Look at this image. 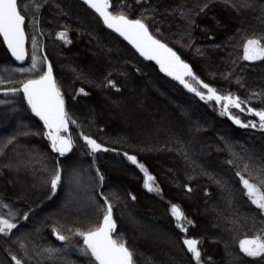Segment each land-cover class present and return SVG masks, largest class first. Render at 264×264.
<instances>
[{
	"label": "trees",
	"instance_id": "trees-1",
	"mask_svg": "<svg viewBox=\"0 0 264 264\" xmlns=\"http://www.w3.org/2000/svg\"><path fill=\"white\" fill-rule=\"evenodd\" d=\"M32 3L18 0L22 9ZM112 4L125 5L122 10L130 19L141 18L143 12L152 34L173 48L199 80L221 95L231 93L248 101L243 105L245 112L230 108L232 115L245 123L258 122L246 109L249 105L264 109V60L249 61L243 56L247 39H260L264 44V0H112ZM249 4L252 6H246ZM233 10L241 12V17L234 16ZM32 12L39 23L34 25L29 14L25 24L28 43L35 35L40 53L53 64L65 109L76 121L70 128L115 151L93 156L88 146L75 145L72 153L59 157L46 136L35 134L45 130L43 122L31 112L23 95L4 94L5 89L20 85L0 87V101H4L0 103V215L8 217L9 209L3 207L7 204L17 223L8 236L0 234V264H15L12 256L23 264H67L45 261L38 254L43 246L57 243L53 217L95 227L102 222L101 192L113 203L114 236L122 237L134 252V264H197L183 243L185 239L199 241L200 264H264V258L248 257L239 248L245 238L264 237V211L251 203L236 175L241 172L251 182H259L257 173L249 176L242 167L243 163L264 167V130L242 128L221 115L220 104L201 100L161 71L155 60L141 55L108 28L83 0H47ZM152 16L154 19H147ZM189 16L194 20L191 40L183 33ZM65 26L70 44L56 36ZM92 51L100 57L101 66L95 69L90 62ZM19 64L23 62L12 58L0 36V67ZM109 80L116 87H110ZM80 88L87 95L79 93ZM141 88L145 89L144 108L138 109L135 103ZM111 101L133 119L132 129L100 118L98 107ZM100 111L106 117L105 111ZM3 113L10 119L6 124ZM12 137L13 142L7 143ZM226 142L234 152L254 159H233ZM125 152L136 156L154 177L153 191L146 186V173L124 156ZM57 160L63 171L53 193L50 179ZM87 165L99 168L104 175L103 184L95 190H86L81 180ZM73 169L79 171L80 179L70 183ZM117 169L125 175L112 173ZM218 179L224 184H217ZM173 204L193 221L185 225L187 233L176 226ZM25 213L27 220L23 219ZM138 228L147 238L151 233L164 244L151 247L150 240L137 238Z\"/></svg>",
	"mask_w": 264,
	"mask_h": 264
},
{
	"label": "snow or ice",
	"instance_id": "snow-or-ice-1",
	"mask_svg": "<svg viewBox=\"0 0 264 264\" xmlns=\"http://www.w3.org/2000/svg\"><path fill=\"white\" fill-rule=\"evenodd\" d=\"M46 2L47 0H33L31 5L24 4L22 9L21 4H18V0H0V35L3 36V40L11 51L12 56L18 61H25L29 56L28 49L26 48V42L29 39L25 31L26 19L29 17V14H31L30 18L33 24H38L39 21L35 13L32 12V9L35 8L38 11ZM136 2L140 3V0H136ZM84 3L102 18L103 23L107 25L108 28L113 29L134 45L141 55L150 60H155L159 64L161 71L180 81V83L191 92L199 96L201 100L206 102L214 101L220 104L221 115L229 116L236 125L242 128H259L260 130H264V109L258 110L250 105L246 109L248 114L258 117V122L249 121L245 123L238 116L232 115L230 108L245 112V107H243V105L248 104V101L241 100L239 96H233L231 93L221 95L217 92L216 88L199 80L192 72L191 66L182 60L173 48L169 47L168 44L163 43L152 34L149 30L148 23L145 22L143 12L141 18L130 19L122 10L125 5L117 4L114 6L112 0H84ZM246 6L251 7L252 5L249 4ZM127 7L131 6L127 5ZM206 7L207 4L203 5L201 11ZM144 11L146 12L147 9ZM180 14L181 16H185L183 10H180ZM147 19H154V16L147 17ZM187 19L189 22L184 28L183 33L191 40L190 29L194 24V20H192L190 16L187 17ZM156 31L159 32V29L157 28ZM40 35H43V33H40ZM56 36L65 43H71L67 26H65L64 31L56 33ZM181 39H183V35ZM32 45L33 50L30 67H21L15 69V71L24 75L35 74L37 78H29L23 81L20 87L14 86L7 88L4 90V94L8 95L11 93L13 95H23L31 112L43 122V128L45 130L35 134L46 136L47 140L50 142L51 149L57 153L59 157H66L69 153L73 152L75 146V141L70 131V125L75 124L76 121L68 116L65 109L64 95L58 87L56 77L53 74V64L51 61L47 60L46 54L39 57L37 56V41L35 35L32 37ZM197 51H199V49H197ZM243 58L249 61L264 60V44L261 43L260 39H247L244 46ZM185 77L196 80L197 83L202 85L203 89L206 90V93L204 91H198L196 87L188 83ZM108 85L113 88L116 87L115 82L111 80H109ZM79 93L87 95L84 88H80ZM0 103H4V101H0ZM77 127H79V125H77ZM79 136L83 139L86 146L91 149L93 156L97 152L115 151V149L104 147L101 143H98L96 139L84 135L83 132H80ZM14 139L15 137H12L7 143H12ZM226 148L235 160L243 162L245 159H254L251 156L245 157L234 152L233 146L227 144V142ZM182 154L185 156L186 160L189 159L187 153ZM124 156L133 164L138 165V167L146 173V186L149 191H153L154 188L152 184L154 182V177L147 174V169H145L143 164L139 163L136 156H130L127 152L124 153ZM56 163L57 166L53 169V175L50 179L53 193H55L58 184L61 182V173L63 171L59 167L58 160ZM228 163L231 164L232 160H229ZM242 170L248 173L249 176H251L253 172L257 173L258 183H253L250 179H246L241 172H237L236 175L239 177L243 188L246 190L251 203L261 211H264V167L252 168L250 164L243 163ZM95 171L98 177L96 183L98 186L102 185L104 182V175L100 172L99 168H96ZM79 175V171L73 169L69 177V182H76ZM216 183L223 185L224 181L218 179ZM225 190H227L226 185ZM188 191H191L190 187ZM99 195L103 197L104 201L102 222L98 223L93 228H89L87 231L80 230L79 228L70 229L67 228L66 225H59V227L53 228V234L56 236L57 240L65 243H70V236L62 234V231L69 232L71 236L82 238L83 247L80 251L83 255L92 258L91 264H134V252L129 249L126 241H124L122 237L114 236L117 224L113 218V203L109 201L107 196H104L103 192L99 193ZM131 198L133 200L136 199L135 196ZM3 207L9 210L7 218L4 215H0V234L8 236L12 233L13 229L17 228V223L13 222L15 213L12 212L9 206L4 204ZM171 213L175 218L176 226L183 233H187L188 228L185 225H191L193 221L187 219L178 205H171ZM23 219H28L27 213L23 215ZM233 223H238V221L234 220ZM183 243L187 246V251L192 254L197 264H200L201 251L198 247L199 241L196 239H185ZM20 247L23 249L25 245L21 242ZM239 248L248 257L264 258V237L256 236L251 239L245 238L239 242ZM42 251L49 256H53L60 250L48 247L44 248ZM12 260L15 261V264H23L16 256H12Z\"/></svg>",
	"mask_w": 264,
	"mask_h": 264
},
{
	"label": "rangeland",
	"instance_id": "rangeland-1",
	"mask_svg": "<svg viewBox=\"0 0 264 264\" xmlns=\"http://www.w3.org/2000/svg\"><path fill=\"white\" fill-rule=\"evenodd\" d=\"M225 8H222V10H224ZM233 14L234 16L236 17H241V12L239 11H235L233 10ZM36 38V37H35ZM37 41V40H36ZM28 52H29V56L28 58L25 60V61H21L23 62V64H19V65H13L12 67L14 68H1L0 67V87H3V86H10V85H16V84H19L21 86L22 82L23 81H26L27 79L29 78H37V76L35 74H27V75H24V74H20L19 72H16L15 69H18V68H28L30 67L31 65V55H32V50H33V45H32V38L30 39L29 43H28ZM92 58H91V63H94V69L97 68V65L99 63V56L98 54L96 53L95 54V51L93 52L92 51ZM42 54L40 53L39 51V48H38V45H37V56H41ZM48 60V59H47ZM49 61V60H48ZM101 65H98V67H100ZM92 72V70H90ZM185 79L188 81V83L192 84L194 87L197 88L198 91H204L206 93V90L203 89L202 85H200L199 83H197L196 80H193L189 77H185ZM1 82H4V83H1ZM145 94V89L144 88H141L138 92V96H139V100L137 103H135V105L141 109L144 108V104H142L143 102V99H142V96ZM142 105V106H141ZM99 108V111H98V115L100 116L101 119H109L108 121V124H110V122H114V123H118L122 128H131L133 127V122L132 121L133 119H131L130 116H128L126 114V110H122L121 107L114 101H111L109 102L108 104H102L100 105ZM101 109H103L106 113V117H104L105 114H102L101 113ZM152 110L149 109L148 112H152ZM7 113V111H6ZM142 113V112H141ZM4 117V118H3ZM3 122L6 124L10 121V119L8 118H5V113H3ZM10 117H13L12 115H10ZM70 131L72 133V137L75 141V145H86L85 142L83 141V139L79 136V133L76 131V130H72L70 128ZM89 148V147H88ZM90 149V148H89ZM91 150V149H90ZM112 173H117L119 175H122L124 176L125 175V172L123 170L120 171V169L116 170L115 172H112ZM124 173V174H123ZM148 174V173H147ZM81 177H82V182H83V185H85V189L87 188L88 190H95L96 187H97V176H96V171L95 169L93 168L92 165H87L84 167V169L82 170V173H81ZM149 175V174H148ZM80 179V178H79ZM86 189V190H87ZM7 218V216H6ZM15 222V219L14 221ZM16 223V222H15ZM53 223L55 224L56 227H59V225H66L67 228H79L80 230H83V231H87L89 230V228H93L92 225H89L88 227H81V226H76L74 224H71V223H67V221H63L61 220L60 218H56V217H53ZM137 232V238L140 239V240H150V242H148V244L152 247H157L158 243H162V245L164 244V241L160 240V239H156V238H153L154 236L150 233L149 235L151 236V238H147L148 236L146 234H144L143 230L141 229H137L136 230ZM62 234L64 235H69L70 236V243H65V242H59L57 241V243H54L52 245H49V246H43L41 249H40V257L45 260V261H54V260H60V261H63L67 264H91V261H92V258L90 256H85L81 253L80 249L83 247V242H82V238L78 237V236H71V234L67 231H62ZM48 247H53V248H56V249H59L60 251L58 253H56L55 255L53 256H49L48 254L46 253H43V249L44 248H48ZM161 250L163 249V247H160ZM163 253L166 254L165 252V248L163 249ZM169 259V257H168ZM168 259H167V262L168 263ZM170 261V259H169ZM172 262V263H171ZM170 263L173 264L174 262L171 261Z\"/></svg>",
	"mask_w": 264,
	"mask_h": 264
},
{
	"label": "water",
	"instance_id": "water-1",
	"mask_svg": "<svg viewBox=\"0 0 264 264\" xmlns=\"http://www.w3.org/2000/svg\"><path fill=\"white\" fill-rule=\"evenodd\" d=\"M84 1V0H83ZM25 31H26V29H25ZM26 34H27V32H26ZM1 37H2V39H3V36L2 35H0ZM3 42H4V40H3ZM4 44H5V47L7 48V50H8V52L10 53V55L12 56V54H11V51L8 49V47H7V44L4 42ZM27 46H28V40H27V42H26V48H27ZM12 58H14L15 59V57H13L12 56ZM54 238L57 240V238H56V236L54 235ZM57 241H59V240H57ZM59 242H62V241H59Z\"/></svg>",
	"mask_w": 264,
	"mask_h": 264
}]
</instances>
